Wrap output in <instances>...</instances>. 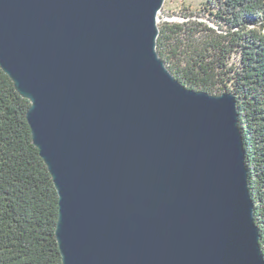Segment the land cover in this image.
<instances>
[{"label":"water","instance_id":"water-1","mask_svg":"<svg viewBox=\"0 0 264 264\" xmlns=\"http://www.w3.org/2000/svg\"><path fill=\"white\" fill-rule=\"evenodd\" d=\"M166 0H0V65L31 105L63 264H264L233 93L158 53Z\"/></svg>","mask_w":264,"mask_h":264},{"label":"trees","instance_id":"trees-1","mask_svg":"<svg viewBox=\"0 0 264 264\" xmlns=\"http://www.w3.org/2000/svg\"><path fill=\"white\" fill-rule=\"evenodd\" d=\"M202 22L160 27L158 53L187 89L237 99L248 186L264 254V0H206ZM23 98L0 65V264H63L59 195Z\"/></svg>","mask_w":264,"mask_h":264},{"label":"rangeland","instance_id":"rangeland-1","mask_svg":"<svg viewBox=\"0 0 264 264\" xmlns=\"http://www.w3.org/2000/svg\"><path fill=\"white\" fill-rule=\"evenodd\" d=\"M205 3L206 0H166L158 17L159 29L164 23L182 24L191 21L215 27L216 25L204 11Z\"/></svg>","mask_w":264,"mask_h":264}]
</instances>
